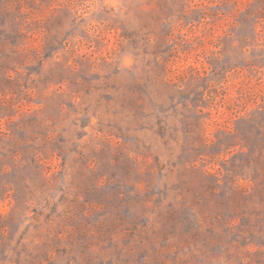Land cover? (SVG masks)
I'll list each match as a JSON object with an SVG mask.
<instances>
[{
	"label": "rangeland",
	"instance_id": "obj_1",
	"mask_svg": "<svg viewBox=\"0 0 264 264\" xmlns=\"http://www.w3.org/2000/svg\"><path fill=\"white\" fill-rule=\"evenodd\" d=\"M0 264H264V0H0Z\"/></svg>",
	"mask_w": 264,
	"mask_h": 264
}]
</instances>
